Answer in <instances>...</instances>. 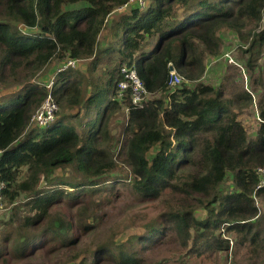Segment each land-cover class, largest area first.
Here are the masks:
<instances>
[{"label": "trees", "instance_id": "1", "mask_svg": "<svg viewBox=\"0 0 264 264\" xmlns=\"http://www.w3.org/2000/svg\"><path fill=\"white\" fill-rule=\"evenodd\" d=\"M79 2L85 6L75 7ZM128 2L0 0V84H21L0 99V180L4 204H13L0 232V264H147V257L156 263L203 254L218 260L233 243L248 248L247 262L264 264L254 198L264 199L256 174L264 167V93L257 103L259 129L250 138L237 109L249 107L252 94L227 98L222 86L200 81L206 57L220 52L222 28L239 38L246 32L250 49L262 51L264 0H146L113 15ZM109 16L114 39L98 43ZM21 25L35 32L24 33ZM66 58L90 62L85 73L70 65L58 71L51 91L29 84L51 60ZM122 64L135 65L152 97L141 106L129 94L121 100L128 121L120 144L107 121L120 106L115 92L125 79ZM168 64L182 77L173 90ZM48 94L58 108L82 106L88 114L82 134L62 122L40 134L29 129ZM66 167L81 177L67 175ZM119 168L125 174L114 176ZM227 175L234 189L222 193ZM120 182L153 215L138 211L132 217L143 221L144 231L85 249L72 229L99 231L97 216L94 226L87 211L100 190L107 202L117 197ZM199 208L206 210L203 219L195 216Z\"/></svg>", "mask_w": 264, "mask_h": 264}, {"label": "rangeland", "instance_id": "2", "mask_svg": "<svg viewBox=\"0 0 264 264\" xmlns=\"http://www.w3.org/2000/svg\"><path fill=\"white\" fill-rule=\"evenodd\" d=\"M136 0L128 2L127 5L122 6L114 11L113 15L127 11L130 7H135L137 4ZM82 6L85 4L79 2L75 7ZM112 17L109 16L106 21L105 26L102 28L100 35L98 36V43H110L114 39L112 36ZM20 29L24 33L35 32L34 30L28 29L23 25L20 26ZM221 40L220 52L216 56H207L205 59L206 69L200 81L205 84H213L216 87L222 86L224 94L227 98H232L233 95L237 92L248 91L252 94L253 102L249 107H243L237 109V118L245 127L248 136L250 138H255L256 132L259 129L260 118L258 116L259 109L257 103L262 93H264V47L262 51L258 54L255 50L256 48L250 49V38L246 36V32L243 33V38H239L238 34L234 31L229 30L228 28H222L218 31ZM249 49V50H248ZM250 51V52H249ZM224 54L231 56L229 59ZM115 59H118V55L115 52ZM252 59V67L248 65V59ZM67 59V58H66ZM107 59V56L103 57L100 64L103 63V60ZM70 64L67 60L53 59L51 62L44 67L43 70L39 71L38 75L34 76L29 82L30 85H36L37 83H42L47 90H52L53 83L56 81L55 74L63 70L70 65L72 68L79 69L81 72L85 73L83 67L85 64L89 63V60H73ZM239 65L241 67H239ZM180 75V73H179ZM181 76V75H180ZM190 85H193L194 82L189 81ZM21 85V84H20ZM19 84H14L13 86L6 87L0 84V99L3 96H9L12 93H16L20 90ZM89 89V88H88ZM159 96V95H158ZM157 96V97H158ZM162 94L161 97H163ZM152 96L147 93L144 97L151 98ZM116 98V96H115ZM118 100V99H117ZM119 108L114 110L110 118L107 121V130L117 137L120 140V144L125 137V126L128 121L126 113V105L121 103V100H118ZM58 106V105H57ZM39 107V106H38ZM37 107V108H38ZM233 107V106H231ZM234 109L236 107H233ZM88 120V114L84 113L82 106L75 108L73 110H66L58 108L54 114V119L50 122L52 125L57 122H62L65 124H70L75 127L79 134L83 133L85 124ZM50 123H47L43 126L34 124L31 121L28 124L30 130H35L31 128H39V134L42 133L45 127L51 126ZM50 124V125H49ZM37 130V129H36ZM119 144V146H120ZM119 148V147H118ZM25 172V170H22ZM65 171L67 175L79 179L81 175L72 169V167H66ZM126 170L121 168L114 171V176H120L125 174ZM119 185V195L114 199H110L107 202L106 195L100 190L96 195V202L93 208L90 207L87 211V220L95 226V216H97L100 222V229L94 227V230L88 233L77 232L72 229V233L75 234V238L83 240L86 244L85 249H93L96 244L104 241L106 238L114 237L117 241L124 240L127 236L140 233L144 231L141 229L140 225L143 221H134L132 215L138 211H142L148 215V218L153 215L151 208L141 203L132 193L125 190L121 186V182L117 183ZM221 192L228 193L234 189L232 184V179L230 175H227L225 181L221 185ZM255 203L259 209L260 216L258 217L259 227L264 228V199L259 196H255ZM23 198L18 199L14 204L19 205L22 202ZM13 204H2L0 208V232L5 230L4 222L12 214ZM22 212V209L20 210ZM195 216L197 218H204L206 216L205 209H196ZM66 214H71L69 211H66ZM231 237L234 234H228ZM225 236V235H223ZM248 248L241 245H235L231 247V252L229 255L225 253H219V259L215 260L213 256H208L203 254L201 256L190 255L188 257H183L182 260L176 258L175 256L169 255L166 258H160L156 263L147 257V264H251L252 262H247L248 258ZM85 258L89 261L91 260V254L89 252L85 253ZM61 264V262H60ZM77 264V262L73 263Z\"/></svg>", "mask_w": 264, "mask_h": 264}, {"label": "built area", "instance_id": "3", "mask_svg": "<svg viewBox=\"0 0 264 264\" xmlns=\"http://www.w3.org/2000/svg\"><path fill=\"white\" fill-rule=\"evenodd\" d=\"M130 1L132 0H129V2ZM135 2L136 4L142 6L146 3V0H136ZM127 4H124L123 6ZM224 56H227L229 59H231V56L228 54H224ZM69 61H70L68 62L69 64L71 62H74L73 60H69ZM168 66H169V76H168L167 87L173 90L178 84H180V82L182 81V77L176 72L172 64H168ZM239 67L241 66L239 65ZM120 72L122 73L125 79L121 80L118 83L115 92L116 99L122 100L125 98L126 95L129 94L131 102L135 105L141 106V102L148 92L145 88L144 83L137 74L135 65L128 66L126 64H122L120 66ZM128 88H129V93L127 92ZM57 109L58 106L56 102L52 99L51 95L48 94V96L43 100V102L40 104V106L36 109V111L32 115L30 122L33 121L34 124H37L39 126H43L47 123H50L53 121L54 114L57 111ZM256 174L258 176L257 188H263L264 167H258L256 169ZM5 188H6V183L0 180V208H2L3 191L5 190Z\"/></svg>", "mask_w": 264, "mask_h": 264}, {"label": "water", "instance_id": "4", "mask_svg": "<svg viewBox=\"0 0 264 264\" xmlns=\"http://www.w3.org/2000/svg\"><path fill=\"white\" fill-rule=\"evenodd\" d=\"M262 24L264 25V10H263V19H262Z\"/></svg>", "mask_w": 264, "mask_h": 264}]
</instances>
